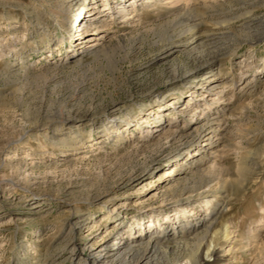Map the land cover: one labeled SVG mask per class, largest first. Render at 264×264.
<instances>
[{"label":"rangeland","instance_id":"374dc122","mask_svg":"<svg viewBox=\"0 0 264 264\" xmlns=\"http://www.w3.org/2000/svg\"><path fill=\"white\" fill-rule=\"evenodd\" d=\"M191 25L207 41L161 58ZM212 54L221 96L190 99L181 76ZM215 105L225 129L185 184L215 193L174 210L160 180L202 142L186 128L216 122ZM206 208L219 254L206 264H264V0H0V264H95L91 247Z\"/></svg>","mask_w":264,"mask_h":264},{"label":"bare ground","instance_id":"6f19581e","mask_svg":"<svg viewBox=\"0 0 264 264\" xmlns=\"http://www.w3.org/2000/svg\"><path fill=\"white\" fill-rule=\"evenodd\" d=\"M95 7L96 6H94V4H93V6H91L89 9H94ZM78 9H79V7H78ZM121 10H122V8H121ZM125 10H127V9H125ZM95 12H100V11H98V10L93 11V13H95ZM76 13H77L76 15H78V13H80V11H77ZM84 18H85V15L81 16V20H83ZM231 20H232V18H231ZM227 22L232 23L233 21H227ZM245 23L246 22H244V24ZM78 27H79V22L76 24L75 31H78ZM222 28H223V26H222ZM222 34H224V33H222ZM222 34H221V36H222ZM228 34L229 33H227V35ZM201 35L198 33L196 28L193 25H191V27L188 28L186 31L176 34L173 39H170L164 45L165 46L164 48H161L160 57L161 58L169 57L173 52L178 50L179 47L185 48L188 50H193V49L197 48L200 43L207 41V40L202 41ZM87 37L88 38L85 39V41H86L85 43H84L83 39L82 40L79 39L78 41H76V44H79V46H78V53L79 54L88 50L90 47H93V44L88 43V40L92 39L91 41L94 42L95 37L92 38L91 35H89ZM185 37H187V38H185ZM205 39H206V37H205ZM215 40L217 41V39H215ZM226 40L224 42H226ZM211 41H214V40H211ZM209 43H211V42H209ZM96 44L98 45V43H96ZM215 44H217V43H215ZM225 44H228V43H225ZM228 45H230V44H228ZM212 46H214V45H212ZM200 47H201V45H200ZM214 48L216 49V47H214ZM230 48H232V47L230 46ZM215 49H213V50H215ZM218 50L217 51L215 50V51L218 52ZM232 50H233V48H232ZM209 55H210V52H209ZM218 57H219L218 54H214L210 58L208 57L209 59L206 60V62L205 61L203 63L200 62V64L198 65L197 68H195V70L186 72L181 76L182 77L181 79H184V80L191 82L190 87L188 89V91H190V94H189L190 96H191V93L198 94L200 92L202 94H206V97H209L208 99L212 100L213 102L214 101L216 102L219 100V97L221 95L216 96L217 100L213 96V95H215V93L221 94L220 92H222L223 87H224L223 86L224 84L222 85V83H221V81H222L221 73L217 67ZM190 99H192V96ZM220 99H223V98H220ZM196 107L197 106L195 104L192 105V109H195ZM208 109H210V108H208ZM224 109H225L224 105H221L220 107L215 105L210 109L211 113H209V114L213 115L212 116L213 118L212 117L211 118L213 121L216 120V122H214L215 124L214 123L208 124V122L207 123L203 122L202 121L203 118H201L200 116H195V119L192 120L188 124L189 127H187L186 130L187 131L195 130L197 132L196 133L197 137H195L196 138L195 141L201 140L202 142L197 144L196 148L194 149L193 152H191V156H189V158L187 159V162L185 164H183V165L179 164L177 167H174L172 170H169L168 173L166 174V176H168V177L167 178L163 177L160 180V184L162 185V187H165V189L162 192L163 194L161 193L163 195V197L166 196L165 197L166 199L168 196H171V199L174 197L173 200L165 202V205L170 204L169 206H173L174 210L178 209L177 206H181V209H184L183 207L188 206V204L190 203V200L193 199V202H196V201H198L199 197H201V196L205 197L208 191L210 193H213V190H212L213 187L210 190L209 185H207L208 186L207 190H203V186H201V185H199V186L194 185V186H191V188H187V186L185 184H186L187 174L190 171H194V168L196 169V163L202 162L204 160L203 157L208 155V153L211 152L209 145L210 146L216 145L218 142L216 135L220 134L222 131H224L225 128L221 127V124H220V122L222 120L220 119L221 121L219 122V118L217 116V114L220 112L222 113L224 111ZM222 117H225V116H222ZM128 119H129L128 117L125 118L124 123H129ZM107 121L109 123L111 121V119L109 118V119H107ZM152 128H153V130H151L152 132H156V131L160 132V130L162 129V125L159 122L158 124H154L152 126ZM176 128H177V126H176ZM147 131H149V130H147ZM192 138H194V137H192ZM203 165H201V166H203ZM201 166H199V167H201ZM201 179H203V178H201ZM198 180H200V179H198ZM169 181H172L177 186L180 184H181V186H183L181 189H180V187H177L181 191L178 194V196L172 195L170 192V190L172 191V189H170V187H166V185L168 184ZM208 184H209V181H208ZM175 189L176 188H174V190ZM215 197H216L215 195H212L209 199L205 200V203L210 206L211 203H209V202L212 200V198H215ZM211 207H212V205H211ZM177 213L178 212L175 213L177 216L175 220L170 219L169 216H166L164 221L161 224H159V226H161V228L159 230H155V229L151 228V226L149 224L147 225L149 228L147 227L145 229L146 226L144 224H141L140 226H143V227L141 228L140 232L135 234L134 231H131L130 233L132 235L127 239L121 238L118 241L117 240L113 241L112 243L107 244V245L104 243H99L95 247H91L90 251L94 252V254H95V255H93V257L91 256L93 263H95V264H166L165 260L162 259L164 256H161L159 254L168 255V253H170L172 251L176 252V256L173 257V263L171 262L172 264L177 263V262H179V260H182V259H185V264H206L204 261L205 259L203 258V255H205L207 257L208 256H214V259L218 258V256H219L218 248H215V244L213 242L214 234L216 232L213 231V233H210V231H209V229L213 223V220H214L213 215L215 213V210L206 208V213H203V215L199 219H196V220H191V219L189 220L188 217H186L184 226H182L181 218H179V214H177ZM183 214H185V213L183 212ZM207 215H209V217H206ZM179 225H181L182 227H186V233H187L186 236L187 237L186 236L183 237V234H181L182 232L179 233V231L177 230ZM229 234H230L229 230H227V227L224 226L222 229V236H223L224 240L228 239ZM175 235H176V237H175ZM205 240L208 242H206ZM205 242H206V244H205ZM67 243L72 244V245H76L74 237L68 238ZM170 243H174V249L173 248L169 249Z\"/></svg>","mask_w":264,"mask_h":264}]
</instances>
